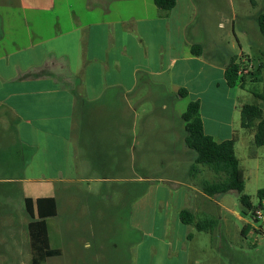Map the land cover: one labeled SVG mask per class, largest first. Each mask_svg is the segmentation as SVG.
I'll return each instance as SVG.
<instances>
[{
  "label": "crops",
  "instance_id": "1",
  "mask_svg": "<svg viewBox=\"0 0 264 264\" xmlns=\"http://www.w3.org/2000/svg\"><path fill=\"white\" fill-rule=\"evenodd\" d=\"M194 18L191 3L179 0L170 10L155 0H0V184H23L25 199L34 202L56 198L58 217L78 229L83 214L91 215L92 228L105 221L113 198L107 183L133 181L140 204L159 199L169 235L182 230L193 239L194 226L181 221V211L210 217L225 194H204L201 186L213 174L206 167L192 171L196 155L186 146L182 120L189 104L200 103L206 134L236 139V155L245 147L258 162L263 148L255 146L256 127H242L250 93L227 85L226 68L236 55L211 60V41L191 31ZM197 44L201 56L193 53ZM185 100L186 109L177 111ZM205 104L212 116L204 114ZM155 159L181 160L182 178L145 172L126 178L132 166H157ZM164 237L170 256L176 244ZM102 244L94 239L95 255ZM154 252V246L144 251Z\"/></svg>",
  "mask_w": 264,
  "mask_h": 264
},
{
  "label": "rangeland",
  "instance_id": "2",
  "mask_svg": "<svg viewBox=\"0 0 264 264\" xmlns=\"http://www.w3.org/2000/svg\"><path fill=\"white\" fill-rule=\"evenodd\" d=\"M187 1L191 3L195 16L192 33L199 41H211L208 57L221 62L230 54H244L243 70H250L252 66L255 73L254 76L247 74L246 90L250 94L245 102L260 103L264 108V102L254 96L255 93H264V36L257 25V15L263 3L256 0L254 6L252 0H179L181 6ZM255 78L260 80L253 81ZM185 109L186 100L179 103L177 111ZM203 111L206 116L214 114L209 104L204 105ZM259 151L262 158L257 162L246 157L248 151L245 147L239 146L237 150L242 166L247 169L244 194L250 197L255 207L260 204L258 191L264 188V147ZM192 153L196 155L194 151ZM153 161L157 166H132L129 177L126 173L125 177L137 180L145 172L150 178H182L181 160ZM178 162L180 165L177 166ZM113 176L116 178L117 175ZM152 184L148 183V187ZM106 186L113 198L109 201L105 221L96 223L95 228H92L90 214L79 217L78 229L58 216L46 220L50 248L59 250L64 246L67 251L64 255L49 258L46 264H264L262 221L256 222L251 213L246 214L238 192L225 194L220 206L213 204L210 217L196 216L197 220L213 225L212 231L199 232L191 227L194 238L184 239L182 230L176 232L175 238L168 234L166 218L162 209L157 208L159 199L149 197L143 204L139 203L137 183L112 181ZM82 189L87 190L88 183H83ZM0 190L1 195L6 192L9 195L0 197V264H32L30 225L38 218L32 219L26 213L23 184H0ZM121 190L126 194L129 191V195ZM162 194L160 191L159 198H163ZM162 237L176 244L170 256L164 251ZM94 239L103 242L99 256L93 252ZM150 246L155 247V252L145 256L144 251Z\"/></svg>",
  "mask_w": 264,
  "mask_h": 264
},
{
  "label": "trees",
  "instance_id": "3",
  "mask_svg": "<svg viewBox=\"0 0 264 264\" xmlns=\"http://www.w3.org/2000/svg\"><path fill=\"white\" fill-rule=\"evenodd\" d=\"M259 1L263 3V8L258 12L257 25L261 35L264 36V0ZM155 3L161 10H170L176 6L177 0H155ZM252 3L254 6L257 4L256 0H252ZM193 53L196 56H201L203 47L201 45L193 46ZM243 62V58L240 59L237 56L230 60L226 68V81L230 88H246L247 74L255 75L253 68L245 74L242 73ZM245 66L248 67V64ZM259 80L253 79V81ZM181 94L185 96L187 91L183 90ZM254 96L264 102V93H255ZM182 120L185 125L186 146L196 153L192 171L196 172L199 167H206L214 176L212 180L203 182L201 188L204 194L214 197L236 191L241 195L240 202L246 214L251 213L253 215L259 206L264 208V189L258 191L260 200L258 207H255L250 197L244 194L246 182L243 168L236 155V139L218 141L206 134L201 116V106L197 101L189 104ZM241 122L244 129L256 127L255 146L257 148L264 147V110L259 103L245 104L241 108ZM25 206L26 213L32 219L38 218V221L32 223V226L30 225L33 244L32 264H46L49 258L61 256L60 250L50 248L46 223L48 218L58 216V201L56 198H41L34 202L27 198L25 199ZM180 218L184 224L193 225L199 232H210L214 228L207 222L197 220L196 215L189 210L181 211Z\"/></svg>",
  "mask_w": 264,
  "mask_h": 264
},
{
  "label": "built area",
  "instance_id": "4",
  "mask_svg": "<svg viewBox=\"0 0 264 264\" xmlns=\"http://www.w3.org/2000/svg\"><path fill=\"white\" fill-rule=\"evenodd\" d=\"M242 73L245 74L247 71L242 70ZM253 218L256 222L262 221L261 230H264V208L262 206H259V208L255 211Z\"/></svg>",
  "mask_w": 264,
  "mask_h": 264
}]
</instances>
